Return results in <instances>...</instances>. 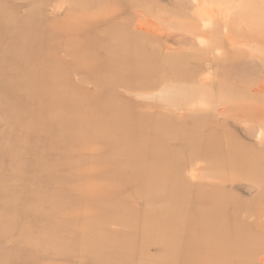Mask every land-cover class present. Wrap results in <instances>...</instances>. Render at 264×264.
<instances>
[{"label":"rangeland","instance_id":"374dc122","mask_svg":"<svg viewBox=\"0 0 264 264\" xmlns=\"http://www.w3.org/2000/svg\"><path fill=\"white\" fill-rule=\"evenodd\" d=\"M137 21L148 33L134 32ZM110 29L116 39L138 37L128 48L143 57L128 65L148 74L133 78L145 88H117L123 108L148 121L209 126L197 125L198 133L216 151L202 150L192 163L181 132L167 138L182 174L152 171L160 159L146 156L150 144L131 172L110 152L92 151L99 73L104 56L118 59L104 45ZM0 59V264H92L94 256L95 264H145L135 245L160 240L150 231L161 219H177L179 232L193 235L199 214L218 210L257 248L237 264H264V0H0ZM66 117L65 128L46 121ZM205 162L225 170L203 171ZM168 206L177 211L166 216ZM81 232L108 243L87 257ZM177 240L161 264H208L225 249L197 255L192 239ZM145 250L157 259L152 245Z\"/></svg>","mask_w":264,"mask_h":264},{"label":"bare ground","instance_id":"6f19581e","mask_svg":"<svg viewBox=\"0 0 264 264\" xmlns=\"http://www.w3.org/2000/svg\"><path fill=\"white\" fill-rule=\"evenodd\" d=\"M138 22L139 21H137V23ZM145 28L146 27L144 25L138 23L134 32H136L137 34H141L140 32L145 31ZM116 31L117 30L110 29V31H108L109 34L107 35V39H105L104 42L105 48L108 47L110 51L118 54V59H108V57L104 56L102 67L99 73V77L101 80L100 93L95 100L96 109L91 113L92 128L89 127V130L92 132V151L96 153H100V151L102 150L110 152L111 161H114V163L118 165V167L123 171L131 172V170H134V167H132V161L137 162L138 157L141 156L140 154H137L138 150L140 148H143V150H140L143 152L145 146L150 144V146L153 148L152 150H154V154L151 155L149 154V152H147L146 156H148V158H151L155 155L159 156L160 159V162L157 165L151 164L152 171L163 170V172L165 173L174 171L182 174V171L179 169L181 165L178 161L179 158H175L177 157V152L174 151L175 149L168 148V146H170L171 144L170 141L167 140V138L173 139L175 138L174 134L176 132H181L180 137L182 139H180L181 141L178 142L179 147H184L187 150L186 151L184 149L187 154V159L190 163H192V159H196V157L194 156L199 155L202 150L203 152L201 155L203 156L206 150H208L210 154L217 147L215 143L205 146L206 139H204L198 133L199 127L207 128L209 126L206 125V122L200 120L196 121L193 127L183 126L194 124V122H191L189 120H185L184 122L181 121L182 124L178 125L173 124L172 121H166L165 123H162L159 121L158 117H154L152 119L150 118L151 121H148L145 116L138 113L135 114L132 111L127 110L121 106V100L115 96L117 88L121 86L133 87L134 85L139 88H145L147 87L146 84L142 85L135 82L133 83V78L136 76H141L147 80L148 74L145 68L138 67V69H134V67L128 65L129 63H138V60L143 57L136 56L133 58L134 51L131 52L128 48V46L136 44L135 42H138V37L135 35H129L116 39ZM146 33H148L147 30ZM152 33L154 32H151V34ZM169 62L172 63L173 66L176 64L174 57H172ZM31 65L34 66V64ZM203 92L205 91L203 90ZM141 96L142 95L140 94V97ZM108 104L118 105L120 108L116 112H114V110L112 109L109 113H104L103 108ZM196 109L199 108L197 107ZM218 110L220 109L218 108ZM220 112L223 113V111ZM68 118L69 117H66V119H61L60 122L55 119H46V121L50 124V126L64 125L65 128L66 122L69 121ZM199 124L202 125L198 127L197 125ZM109 131H112L113 133L110 134ZM170 158L172 159L170 160ZM222 166V164L218 163L205 162L203 171L211 169V171L221 172V170H225V168L222 169ZM143 170L144 168H142V171ZM229 170H233V168L230 167ZM245 180H248V178H246ZM149 185L154 189L158 188V186H155L152 183H149ZM168 207L169 208L165 210V212L167 213L166 216H169L177 211L175 206ZM199 215H201L199 220L195 221L193 225V235L181 234L177 226L174 225L178 221L177 219L168 220L167 217L166 220L161 219L163 220L162 227L152 228V230L150 231L152 236L156 235L157 237H160V240L151 238L148 241H145L144 239L135 245V248L142 250L144 253V256L140 259L139 263H142V261L145 264H161V262L165 263V259H171V254H167V251L163 249H166V247H168L171 242L176 243V241H178V238L189 240L192 239V247H190L191 249L189 248V251L196 252L197 255L205 253L215 254V248L217 245L225 246V249L219 252L220 254H218V258H214V260L210 261L208 264H220L221 262H217V260H225L229 263L237 264L241 263L245 252L249 256L255 255L257 248H255V246L253 245L248 246L246 245V243H243V240H245V238H243V235H246L247 230L243 228L242 225L231 224L228 217L224 214L223 210H218L216 211V213L214 211L213 213L202 212ZM218 218H220L221 221H217ZM88 221H90V217L85 216L83 219L82 230L84 229V227L87 228L86 224ZM237 232H239V234H236ZM89 233L90 232H81L80 234V244H83L85 242L89 245V248L86 251L82 250L83 255L85 254V256L87 257L90 255H94V252H92V250L95 249L98 245H101L102 243H108V241H106L107 237H101L99 236V234L96 236L94 233H90L89 237ZM240 233H242V236L237 237L236 235H240ZM147 244L152 245L155 248L158 253L157 259L152 260L150 257H148L145 250V246ZM204 244H207V246H205ZM174 251V253L177 254V251L175 249ZM98 254L100 253L98 252ZM95 258V256L91 257L90 259H88V261H90L92 264H95ZM180 258L184 259L185 257Z\"/></svg>","mask_w":264,"mask_h":264}]
</instances>
